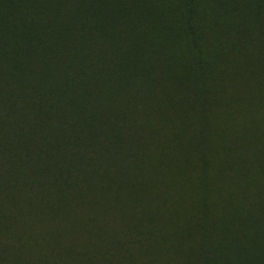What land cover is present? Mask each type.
<instances>
[{
    "label": "rangeland",
    "instance_id": "obj_1",
    "mask_svg": "<svg viewBox=\"0 0 264 264\" xmlns=\"http://www.w3.org/2000/svg\"><path fill=\"white\" fill-rule=\"evenodd\" d=\"M88 1L66 22L99 9L103 26L113 21L106 34L117 35L106 48L121 60L130 50L136 62L113 72L110 56V75L81 107L97 114L102 134L76 128L65 137L98 190L53 201L47 192L51 203L65 200L49 219L39 195L24 198L28 181L16 205L0 204V264H86L84 252L89 264H264V0ZM79 35L87 49L103 41ZM65 114L69 126L74 115ZM0 138L7 167L18 151L13 134ZM247 185L263 197L250 212ZM127 207L137 215L124 227ZM146 223H158L152 236Z\"/></svg>",
    "mask_w": 264,
    "mask_h": 264
},
{
    "label": "trees",
    "instance_id": "obj_2",
    "mask_svg": "<svg viewBox=\"0 0 264 264\" xmlns=\"http://www.w3.org/2000/svg\"><path fill=\"white\" fill-rule=\"evenodd\" d=\"M90 1L95 4L101 0ZM55 2L56 4L53 0H0V134H13V142L18 151V154H9L7 167L0 165V204L16 205L22 198L20 189L30 181L29 185L23 187H26L24 198L31 200L39 195L41 201L38 206L44 205V209L51 210L49 219L54 214L52 209L59 205L62 210L63 205L60 203L65 202L60 199L59 203H51L53 198L74 195V192L82 196L87 190L97 192L100 182H90L84 178L87 170L91 169L93 172L92 166L79 159L75 163L74 159L77 158L69 151L65 137L66 134L76 132V128L83 129L86 134H102L94 124L97 114H84L81 107L87 100L95 98L92 94L95 83L103 77L106 80V76L110 75L107 71L110 56L117 63L113 65V72L117 70V65L128 63L132 66L136 63L129 55L130 50L127 51L129 60H124L126 55L121 60L113 50L106 48L108 37L114 40L117 35L106 34L105 29H109L113 21H109L108 26H103V15L99 9L92 8L88 14L81 12L80 16L72 17L66 22L65 19L70 17L71 12L87 6L89 1ZM106 2L119 4V0ZM92 18L95 22L91 24ZM89 31L98 33L103 39L95 48L96 52L95 49H87L86 43H82L85 39L79 35ZM94 58L98 60L94 61ZM39 68L44 74V79L40 81L37 78ZM102 86H105L104 82ZM47 90L51 91L46 93ZM66 111L74 115L69 126L62 121ZM0 141L5 139L0 138ZM19 161H22L25 168L32 166L34 169L30 173H27L29 169H15L13 165ZM79 165H86V169L83 171L76 168ZM30 174L33 177L30 178ZM83 174L84 176H80ZM45 177L50 178L48 186L38 183L42 184ZM105 177L101 181L109 183L108 176ZM145 179L150 183L155 178L153 174H149ZM248 187L250 186L247 185L244 190L249 195L250 212L263 197L262 194H254ZM56 189L59 191L56 192ZM47 192L52 196L51 202L46 200V196L41 197L47 195ZM133 214L135 213L129 207L127 211L121 212V226L128 225ZM139 222L143 223V220ZM150 223L145 225L149 227L148 233L152 236V230L158 223L154 227ZM166 224L165 221L161 225L164 227ZM35 233L37 232L30 233L33 242L38 238ZM131 247L135 248L132 245L129 249ZM68 251H71V247ZM90 256L87 252L81 254L86 264L91 262Z\"/></svg>",
    "mask_w": 264,
    "mask_h": 264
}]
</instances>
